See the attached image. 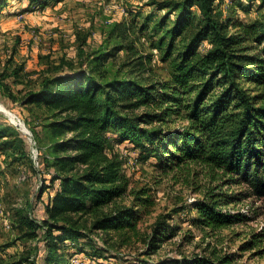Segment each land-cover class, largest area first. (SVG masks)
Listing matches in <instances>:
<instances>
[{
  "label": "trees",
  "instance_id": "trees-1",
  "mask_svg": "<svg viewBox=\"0 0 264 264\" xmlns=\"http://www.w3.org/2000/svg\"><path fill=\"white\" fill-rule=\"evenodd\" d=\"M215 2L158 3L157 8L169 10L155 24L156 32H163L165 17L175 14L173 24L156 43L161 49L169 37L161 53L173 70L168 82L144 77L151 70L147 57H133L135 44L153 16L137 25L140 11H131L129 19L108 23L107 47L81 49L77 66L62 58L50 69L55 72L27 96L25 103L57 110L52 113L57 119L44 124L48 142L41 163L56 169L49 182L53 186L59 181V185L48 194L41 223L26 218L22 222L30 228V236H35L37 225L45 229L46 264H66L61 244L86 238L73 215L92 217L89 232H137L139 208L150 204L149 197L143 189L129 192L121 162L107 156L110 131L120 143L129 140L139 148L151 145L167 173L190 165L200 169L194 174L205 173L210 184L193 203V226L201 231L215 232L248 220L241 213L223 210L242 197L264 198V26L221 21ZM260 2L264 5V0ZM230 26L236 30L230 32ZM203 42L208 43L205 52L200 51ZM124 49L132 58L121 62L108 78L110 61ZM121 68H128L124 76H120ZM140 108L143 112L136 114ZM175 121L180 124L173 130ZM5 135L7 128L0 130V137ZM34 136L43 142L38 133ZM77 165L83 168L76 170ZM230 184H245L248 192L228 193L223 188ZM129 195L130 205L117 203ZM169 232L165 221H156L146 254L155 253ZM255 237L242 248L256 246ZM235 256L219 257L213 250L183 264H232Z\"/></svg>",
  "mask_w": 264,
  "mask_h": 264
},
{
  "label": "rangeland",
  "instance_id": "rangeland-1",
  "mask_svg": "<svg viewBox=\"0 0 264 264\" xmlns=\"http://www.w3.org/2000/svg\"><path fill=\"white\" fill-rule=\"evenodd\" d=\"M164 1L169 0H0V104L12 116L0 110V130L8 129V135L0 137V259L3 263L20 260L24 264H46L45 229L36 224L35 236H30V228L22 222L26 218L41 223L48 194H53L59 185V181L53 186L49 182L56 169L41 163L48 142L44 124L57 119L52 116L57 110L25 103L27 96L38 90L44 77L55 72L50 69L59 65L62 58L77 66L81 49L107 47L108 23L129 19L131 11L133 14L140 11L137 25H142L148 15L156 16L149 18L148 28L135 44L137 53L133 57H147V67L151 70L144 72V77L168 82L173 70L161 53L169 37L161 49L156 43L173 24L175 14L165 17L163 32H156L154 27L169 10L163 7ZM158 3L163 5L162 9L157 8ZM215 11L221 21L264 26V5L260 0H216ZM229 30L236 29L230 26ZM207 48L206 42L200 45L201 52ZM128 58L132 56L125 49L119 52L108 65V78ZM120 71V76H124L128 68ZM142 112L143 108L135 111ZM179 124L175 121L171 129L179 128ZM34 132L43 142L36 141ZM106 135L111 141L106 154L121 162V173L129 181L128 191L146 190L150 204L139 208L137 232H89L92 217L73 215V221H79L87 236L78 242L61 244L60 252L65 254L66 264H76V260L83 264H183L196 254L208 255L213 250L219 257L236 254L232 264H264V198L242 197L223 210L241 213L248 220L215 232L201 231L193 226L196 216L193 203L210 184L205 173L194 174L200 169L193 165L167 173L151 152V145L139 148L129 140L115 141L114 132ZM79 168L83 167L77 165L76 170ZM44 186L47 189L39 198ZM223 189L235 194L248 192L245 184L225 185ZM131 202L130 195L117 200L119 205ZM167 213H170L168 217ZM159 220L165 221L170 234L155 253L146 254L153 224ZM253 237L256 246L242 248Z\"/></svg>",
  "mask_w": 264,
  "mask_h": 264
},
{
  "label": "bare ground",
  "instance_id": "bare-ground-1",
  "mask_svg": "<svg viewBox=\"0 0 264 264\" xmlns=\"http://www.w3.org/2000/svg\"><path fill=\"white\" fill-rule=\"evenodd\" d=\"M0 110L3 111V112H5V113H7L9 116H11V115L9 114L10 112L7 111V110H6L1 104H0ZM9 116H8V117H9ZM11 117H12V116H11ZM15 118H16V117H15ZM12 119H13V118H12ZM14 123H15V122H14Z\"/></svg>",
  "mask_w": 264,
  "mask_h": 264
},
{
  "label": "built area",
  "instance_id": "built-area-1",
  "mask_svg": "<svg viewBox=\"0 0 264 264\" xmlns=\"http://www.w3.org/2000/svg\"><path fill=\"white\" fill-rule=\"evenodd\" d=\"M75 262H76V264H83L82 262H79V261H77V260H76Z\"/></svg>",
  "mask_w": 264,
  "mask_h": 264
}]
</instances>
